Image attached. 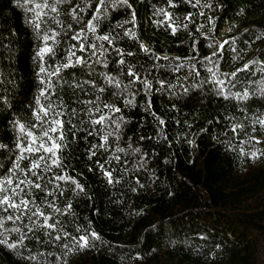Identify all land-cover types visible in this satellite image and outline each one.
<instances>
[{
    "label": "trees",
    "instance_id": "16d2710c",
    "mask_svg": "<svg viewBox=\"0 0 264 264\" xmlns=\"http://www.w3.org/2000/svg\"><path fill=\"white\" fill-rule=\"evenodd\" d=\"M45 3L47 15L35 29V22L28 23L34 13L26 9ZM18 4L24 0H0V144L6 146L0 148V176L15 160L18 133L12 121L27 123L26 110L42 87L39 48L47 44L55 52L44 54L49 70L65 62L69 49L93 62L62 70L63 88L49 99L62 97L66 113L77 110L76 117H60L68 148L58 152L60 168L43 174L35 169L40 181L28 175L44 191L24 188L20 197L29 199L33 211L34 200L55 228L29 232L27 212L15 224L5 220L4 228L19 227L25 239L15 250L0 245V264H264V0H59L56 13L53 0ZM89 20L95 36L107 35L111 44L93 40ZM52 32L58 43L43 41ZM76 34L80 41L72 39ZM81 42L86 48L94 44L97 55L107 49L100 57L106 66L95 63L91 50L82 54ZM73 77L94 79L104 89L98 101L102 113L104 103L119 111L103 125H90L86 109L70 103L64 81ZM144 80L150 89H144ZM245 92L248 98L241 99ZM80 97L95 99L91 91ZM41 103L47 106L43 98ZM73 125L95 132L76 131L73 140ZM89 150L95 153L91 158ZM60 175L69 179H55ZM72 180L83 191L74 192ZM4 209L0 205V218L19 215ZM7 237L9 243L19 238L10 231ZM33 255L36 260L25 259Z\"/></svg>",
    "mask_w": 264,
    "mask_h": 264
},
{
    "label": "snow or ice",
    "instance_id": "6c2138e0",
    "mask_svg": "<svg viewBox=\"0 0 264 264\" xmlns=\"http://www.w3.org/2000/svg\"><path fill=\"white\" fill-rule=\"evenodd\" d=\"M59 2V0H53V4L51 6V11L53 13L57 12L56 3ZM127 0H124V3H126ZM29 3V0H24V4L18 6L25 7ZM101 3H103V0H101ZM114 6V5H113ZM46 7H49L47 3L45 4H35L32 8L26 9L27 11L33 12V20L28 21V23H34V28L39 29L40 23H39V17L43 15H47V13L44 12V9ZM130 7V5H129ZM96 8H100V4L96 5ZM83 11V9H81ZM162 11V10H161ZM165 19H167L168 14L164 13ZM93 18L98 19L95 13H93ZM88 28L89 31L93 33V40H104L107 41L108 44L112 43V40L109 39L107 35L104 36H95V28L93 26V21H88ZM82 34V33H81ZM81 34H76L72 37L73 40L80 41L81 40ZM39 35V34H38ZM125 35H129L128 33H125ZM131 35H135V33H132ZM56 36L55 32H52V35L49 36L45 34L43 36V41H48L49 39L53 40V43H58L54 38ZM87 37L85 36V39ZM103 48V45L100 46ZM80 52L83 54L87 50L90 51V56L95 57V63L100 64L103 63L105 66L107 64L106 60H101L100 57L104 55V52L107 51V49H104L97 55V48L94 44H88L87 48L85 47V44L81 42L79 44ZM140 49L142 51L147 52L148 50L144 48L143 45H140ZM119 52L120 50H116ZM49 53L52 56H55V52L53 51L52 47L44 44V46L40 47L36 55L40 58L41 66L39 69V73H37V77L40 81V84L42 87L39 89V94L34 97V102H30L29 106L26 110V117L24 118L27 120V123L22 122L20 119H14L12 121L13 128L17 131V139L15 142V149L16 151L12 152V155L15 157V160H9L8 163L11 164V167L6 168V175L0 176V205L5 206V211L8 209H12L15 212H19V215L16 216H4L0 218V229H2L3 238H0V245H3L7 249L15 250L19 245L23 244V241L25 239V234L21 232V229L19 227H12L11 229L4 228L3 224L4 221H11L13 224H15L16 221H19L21 217L25 216L26 212L28 213V219L31 222V227L28 228L29 232H33L34 229L39 230L41 228L46 230H52L55 228V224L49 223V217L45 216L44 213L40 210V207L35 206V201L32 200L31 204L34 206V211L30 207V201L29 199H21V194L24 191V188H34L39 189L41 191H44L41 189V184L39 182H33L31 179H28V175H31L32 177H35L36 181H40L41 176L37 175V172L34 171L35 169H40L41 174L50 172L52 170V167L55 166L57 168L61 167V157L58 155V152H61L63 149L68 148V141L65 139L64 131H62L64 126V121L60 119L61 116L69 115L71 117H76L77 110L75 107H72L70 110V113H66L64 109L68 108L69 105L65 103L62 97H56L55 100L49 99V97H52L55 95L58 88L62 89L63 85H61L60 81L62 80V76L60 75L62 70L68 69L69 67H75L77 65H83L85 68H87L88 65H90L93 61L90 57H83L77 56L75 52L71 49L68 50L67 56L64 58L65 62L61 63L57 61L55 65L50 66V70L46 69L44 66V54ZM128 56H132L133 53L128 52ZM164 59H167L165 57ZM117 63L123 64V59L117 61ZM248 65L245 64L244 68H247ZM89 75H91V69H88ZM40 73H44L43 76L40 75ZM128 75L129 76H135V73L131 71V68L128 69ZM232 75H235V73H232ZM99 76L103 77L104 81L107 84H116L117 87H119L118 82L115 81L114 78H110L109 76L105 75L104 73H100ZM53 78H55V84L53 83ZM218 83H223V81H220ZM64 85L67 86V88L71 91L70 96V103L73 105H81L83 106L82 110L86 109L85 111V117L89 121L90 125H103L104 121L108 118L109 114L112 112H118L119 109L115 108L111 104L104 103L103 109H106L107 112L102 113V109L100 106V95L103 94L104 89L102 87H97L94 79H82L77 81L75 77H73L72 81L69 82L67 80L64 81ZM144 89L148 90L151 88V84L147 81H143ZM171 87V85H169ZM89 91L93 93L95 96V99H81L80 94L83 93L85 96L88 95ZM187 91V89H185ZM47 93V95H45ZM220 95H223V89L220 90ZM145 95H147V91L145 92ZM239 95V94H237ZM261 95H264V89L261 90ZM41 98L44 99L46 102V105L41 103ZM241 99H247L248 93L245 92L243 96L240 97ZM131 101L128 99H124V104H130ZM145 103H147L150 107V101L146 100ZM97 113L96 118H91L93 116V113ZM157 119H159L157 117ZM71 123V120L68 121ZM85 120H80L79 123L81 125L85 124ZM161 124L164 123V121H159ZM111 123L115 124V127L119 129L120 125L116 123L115 120H112ZM261 124H264V121H260ZM74 131L72 133L73 140L75 139V133L76 131L83 130L86 132L87 135H92L93 132H95V129L91 132L88 131L87 128L79 129L76 128L75 125L72 126ZM236 130V126H233V131ZM38 133V134H37ZM106 136L100 137L101 140L106 139ZM118 139V137H117ZM191 143V142H189ZM5 145L0 144V148H5ZM92 149H95L97 147L96 144H93ZM105 145L103 143L100 144V148H104ZM116 151L123 152L124 149L117 148ZM39 153V155H36ZM89 158L95 155L94 152L89 150L88 152ZM252 156H256V153H252ZM35 157V158H33ZM21 162L24 163V166H21ZM101 169H103L102 165H97ZM91 171V169H88ZM19 174V175H18ZM103 175L108 179V182L111 183L110 179V173L107 171L103 172ZM23 176L24 179H20L19 177ZM57 180H68L69 177L65 175H60L56 177ZM73 184H75V188L72 190L75 192L77 189L80 191H83V188L79 183H77L75 180L71 181ZM51 183V181H49ZM23 186V187H22ZM62 194V193H61ZM27 196H31V191L29 190L26 193ZM47 195V193H46ZM53 199H55L53 197ZM17 200L19 201L17 203ZM45 204L48 208H50L54 213L60 212L59 208L55 207V204H47V201H45ZM68 207L70 205H67L65 207V211L68 210ZM35 217V219H33ZM43 218V222L37 223V220L40 218ZM27 227V226H25ZM17 233L19 238L18 240L9 243L7 233L8 232ZM45 236L49 235L48 231L44 232ZM66 236L67 233H64ZM93 236H95V233H92ZM56 240L60 239V236H55ZM80 241L86 243V239L84 236H80ZM84 243H81V247L84 246ZM71 251V249H69ZM19 255V253H16ZM25 259H31L36 260V256H29L25 257Z\"/></svg>",
    "mask_w": 264,
    "mask_h": 264
}]
</instances>
